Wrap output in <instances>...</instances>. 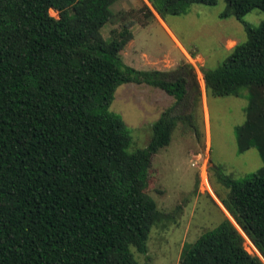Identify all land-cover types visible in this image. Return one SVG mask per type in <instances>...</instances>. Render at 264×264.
<instances>
[{
	"label": "trees",
	"instance_id": "trees-1",
	"mask_svg": "<svg viewBox=\"0 0 264 264\" xmlns=\"http://www.w3.org/2000/svg\"><path fill=\"white\" fill-rule=\"evenodd\" d=\"M119 1L0 0V264H139L135 255L148 252L162 216L147 191L151 160L191 116L163 113L146 149L128 152L130 133L108 110L117 88L147 84L179 103L186 80L123 65L133 23L102 36ZM218 1L147 0L162 20ZM223 1L220 17L240 22L247 40L203 70L205 94L246 91L238 154L255 148L263 165L222 180L227 194L217 198L235 225L225 218L179 264H264V21H244L252 10L264 14V0ZM243 235L259 255L246 251Z\"/></svg>",
	"mask_w": 264,
	"mask_h": 264
},
{
	"label": "rangeland",
	"instance_id": "rangeland-1",
	"mask_svg": "<svg viewBox=\"0 0 264 264\" xmlns=\"http://www.w3.org/2000/svg\"><path fill=\"white\" fill-rule=\"evenodd\" d=\"M225 6L219 0L215 6L192 5L179 16L164 15L163 22L191 62L167 35L147 0L117 2L111 7L112 20L103 28L102 36L109 40L111 32L131 21L133 39L120 53L123 65L142 72L167 73L171 81L186 80V95L179 103L147 84H124L115 91L108 109L122 118L130 133L129 153L146 149L151 126L163 113L191 116L190 124L177 122L170 144L152 157L147 191L162 216L149 234L147 254L135 255L139 264H179L181 255L225 218L234 224L217 198L227 194L222 180H242L263 165L255 148L238 154L235 130L246 119V91H239L237 97L207 98L205 94L203 70L222 65L234 46L247 40L240 22L220 17ZM50 15L58 17L54 11ZM244 21L257 27L264 14L252 10ZM205 175L209 192L202 183ZM244 247L259 255L245 236Z\"/></svg>",
	"mask_w": 264,
	"mask_h": 264
},
{
	"label": "crops",
	"instance_id": "crops-1",
	"mask_svg": "<svg viewBox=\"0 0 264 264\" xmlns=\"http://www.w3.org/2000/svg\"><path fill=\"white\" fill-rule=\"evenodd\" d=\"M159 17V16H158ZM159 20L161 21H158L160 23V25L164 28L165 32L167 33V35L170 37V39L174 42V44L180 49L182 48V50L180 49V51L182 53H184V55L186 56V59L187 58H190V56L187 55L185 49L182 47V45L180 44V42L175 38V36L171 33V31L168 29V27L166 26V24L163 22L162 19L159 18ZM180 44V45H179Z\"/></svg>",
	"mask_w": 264,
	"mask_h": 264
},
{
	"label": "built area",
	"instance_id": "built-area-1",
	"mask_svg": "<svg viewBox=\"0 0 264 264\" xmlns=\"http://www.w3.org/2000/svg\"><path fill=\"white\" fill-rule=\"evenodd\" d=\"M189 59V62H191L192 61V59L191 58H188ZM202 183L204 184V186L206 185V187H207V190H208V192L210 191L209 189V186H208V181H207V177H206V175H205V177L202 179ZM202 190H204L203 189V187H202Z\"/></svg>",
	"mask_w": 264,
	"mask_h": 264
},
{
	"label": "bare ground",
	"instance_id": "bare-ground-1",
	"mask_svg": "<svg viewBox=\"0 0 264 264\" xmlns=\"http://www.w3.org/2000/svg\"><path fill=\"white\" fill-rule=\"evenodd\" d=\"M160 21V20H159ZM161 22V21H160ZM180 45V44H179ZM254 250H256L255 248H254Z\"/></svg>",
	"mask_w": 264,
	"mask_h": 264
}]
</instances>
